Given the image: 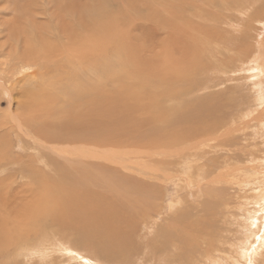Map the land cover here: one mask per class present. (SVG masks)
<instances>
[{
	"label": "rangeland",
	"instance_id": "374dc122",
	"mask_svg": "<svg viewBox=\"0 0 264 264\" xmlns=\"http://www.w3.org/2000/svg\"><path fill=\"white\" fill-rule=\"evenodd\" d=\"M244 1L0 0V204L4 198H40L36 187L50 189L51 173L35 185L28 177L27 169H40L43 162L115 167L133 180L142 178L149 198L133 220L132 252L114 264H264L263 239L256 241L264 235V108H254L250 64L232 65L243 51H254L264 0ZM196 10L210 13L213 21L192 16ZM204 25L213 28L211 39H221V31L240 45L214 55L207 67L180 82V71L186 73L189 63L187 27ZM75 87L87 89L77 97ZM157 88L177 92L162 100L166 107L198 106L217 128L223 121L225 126L206 139L168 144L167 134L146 129L145 105ZM86 129L101 133V141L82 139ZM110 151L119 164L91 155ZM100 186L91 189L107 194ZM252 213L257 224L250 227ZM175 216L183 221L174 222ZM165 228L181 242L157 249ZM178 248L188 255L185 263L175 258ZM249 248L256 254L245 259Z\"/></svg>",
	"mask_w": 264,
	"mask_h": 264
},
{
	"label": "bare ground",
	"instance_id": "6f19581e",
	"mask_svg": "<svg viewBox=\"0 0 264 264\" xmlns=\"http://www.w3.org/2000/svg\"><path fill=\"white\" fill-rule=\"evenodd\" d=\"M236 2H234V4ZM243 2L245 3L246 1L243 0ZM196 14L201 19L205 18V20L207 21L210 22L213 21L212 19L213 17L208 12L206 14L205 11H203V13H200L199 10H196V12L192 13V16H196ZM181 15L182 16L180 17H184L183 11ZM208 17H210V19L212 20H209ZM255 21L256 19L254 20V22ZM183 24L185 25L189 23H183ZM212 29H213L212 27H207L205 25L204 27L198 26L196 28L192 26L191 28L187 27L186 31L188 34L186 33L187 37L184 36V38H186L185 42L187 43L186 45L189 49V57H187L189 58L188 59L189 63H187L188 67L186 73L180 71L181 73L178 76V80L180 82L185 78L187 73L194 71L196 69H204V67H207V62L212 63L210 59H212L214 55L221 56V54L224 55V53L229 54L233 52L232 51L233 49L234 50L237 49L238 46L240 45V41L234 36L233 38L224 37L222 35L223 32L219 31V28L218 31L221 39L220 38L211 39L209 37L210 36L209 33H211ZM181 30L185 31L183 30V27H181ZM258 34L259 37L254 42V51L251 53V55L243 51L240 58L233 60L232 65H234V62L240 63L239 65L242 66H244L243 65L244 63L246 66H248L247 64H250L249 65L250 69L249 72H247V74L249 75L248 76L249 80L252 82L253 90L255 93V97L253 98L254 108L256 107V109L259 108L263 109L264 108V24L262 25L261 31ZM251 57H252L251 62L247 63L246 60L250 59ZM239 65L237 64V66ZM210 69L212 70V68ZM77 89L78 87L74 88V90L76 91L75 95H77V97H80V95H84V92L87 88L84 87V89L81 88H79L78 90ZM176 94H177L176 91L173 92V91L165 90L163 88L161 89L157 88L156 93L150 95L151 102L150 103L148 102L149 104L145 105L147 112L150 114L148 120H146L147 122L146 129L149 128L148 130L150 131V127H152V132H158V134H167V136H165L167 137L165 141H167L168 144L174 145L175 143L177 144L178 141L184 140L183 141L185 142L184 144L187 145L186 142H191L193 140L197 141L196 139H200V138L206 139V137L214 136L220 129H222L225 126V122L223 121L222 122L223 125L220 128H217V126L213 122V119L209 118L205 113L200 111L198 106L194 107L192 105L184 106L181 104H176L174 106L170 105L166 107L162 103V100L164 98H172ZM93 100L95 101V99ZM93 105L94 104H89V106H93ZM81 111L82 110H80V112ZM59 113H61V111ZM79 114L80 113L78 112V116H80ZM147 117L148 116L146 114V118ZM62 119L63 118H61V120ZM56 127L57 126H55V128ZM86 133L87 134L83 136L85 138L82 139L87 140V142L91 144L94 139L95 141L98 140L95 137H99L100 140L101 139L100 137L103 136L98 131L96 130L93 131L92 129L89 130L86 129ZM53 136H51L50 138L51 140ZM65 137L66 135L63 137V139H65ZM63 139H59V140H63ZM158 140L156 142H158ZM225 143L226 141L224 143H219V145L217 144L216 146L222 147L224 146ZM160 145L162 144L160 143ZM118 146L119 148L121 147L120 143ZM175 149L177 150V147H175ZM164 152L165 151H163V153ZM78 153L81 155L86 153L88 155L89 152L78 149ZM114 153L110 151V152H103L100 154H91V155L94 157L101 158L105 162L110 164L111 163L119 164V160L118 158H115ZM121 166L122 165H120V168ZM200 167H203V165H201ZM105 168L106 167L104 165L103 167L100 166L97 168L95 167V169H85L82 167L65 168L55 163L52 164L50 163L49 165H47L46 163L43 162L40 169H38L37 167L27 169L28 174H30L28 177L29 180H31L32 185L34 181L38 183L41 182L44 176L45 177L47 176L46 175L47 172L51 173L52 179L57 180V182L54 180L51 181L52 182L50 186L51 190L48 188L43 190V188L41 187H36L40 191L38 192V197L40 198H26V199L22 198L21 200L16 198L15 199L4 198L5 200H2V203L0 204V223H3V228L2 230H0V264H65V263L72 264L71 262H74L75 264H79V263L95 264L94 261L114 264L124 261L126 259L125 257L126 256L128 257L133 250V248L131 247L132 237L130 238L131 233L134 232L132 229L134 224L133 220L134 218H136L138 213L141 212L140 210H143L147 207L145 205V201L147 202V199L149 198L148 197L149 193L145 191V188L147 187L145 184L142 183L143 182L142 178L140 179L137 176L138 180H133V178L128 177L129 176L128 174H127L128 176H125L124 172L122 171L120 172L119 168H115V167H111V168L108 167L109 169H105ZM121 169L125 170L126 168H124L123 166V168ZM37 173L39 177L36 176ZM41 177L43 178L41 179ZM22 178L27 179L24 176ZM94 185H95L94 188H96V185H101L100 186L101 188L102 187L106 188L107 194L104 195L100 193L101 191L99 192L98 189L96 192L92 191L91 187ZM31 189L34 190L35 187L34 188L31 187ZM157 194L158 193H156V195ZM150 195L153 194L151 193ZM263 208L264 207H262L261 210H263ZM144 214L145 213L140 214L142 218L144 217ZM256 216L257 213L254 214L252 213L248 218V220L250 219L249 222L250 227L255 226L257 224ZM7 220H9V222ZM173 221L182 222L183 219H181L180 216H175L173 217ZM5 223H10V226L5 225ZM263 226H264V221H263ZM159 236L161 239V243L156 247L157 249L166 250L170 247L177 246L176 245L177 242H181V239L179 238V236L176 235L175 231L172 232V230L168 228L162 230ZM261 238L263 239V241H261L262 244V242H264V235L261 237L260 236L256 237V241L260 243ZM258 243H256V245ZM179 250L180 249L178 248V251ZM256 250H257L256 248L247 249L245 251V259L246 258L248 259L250 258V256L252 257V255H255ZM187 256L188 255L186 254L185 250H180L177 256H175V258L180 262L181 261L184 262L187 259ZM61 257H64L62 259H66V260H62Z\"/></svg>",
	"mask_w": 264,
	"mask_h": 264
}]
</instances>
